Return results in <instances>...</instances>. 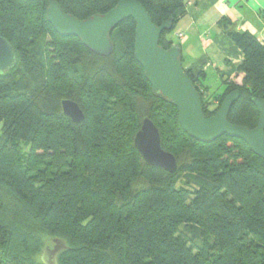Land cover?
<instances>
[{"label":"trees","instance_id":"1","mask_svg":"<svg viewBox=\"0 0 264 264\" xmlns=\"http://www.w3.org/2000/svg\"><path fill=\"white\" fill-rule=\"evenodd\" d=\"M48 1L0 0V36L16 56L0 74V264H42L46 239L65 242L59 264H264V161L240 140L202 143L181 130L176 109L152 94L136 62L132 19L113 31L112 55L100 57L53 30ZM54 1L82 21L121 0ZM135 1L156 26L172 19L173 30L186 14L183 0ZM217 28L244 56L237 67L226 62L223 91L207 95L201 77L183 69L206 118L238 90L228 122L253 129L264 45L226 19ZM168 33L164 49L174 44ZM232 74L243 76L240 85ZM66 100L82 122L64 116ZM144 119L175 157L174 174L135 149ZM179 174L193 176L191 188L177 185Z\"/></svg>","mask_w":264,"mask_h":264},{"label":"water","instance_id":"2","mask_svg":"<svg viewBox=\"0 0 264 264\" xmlns=\"http://www.w3.org/2000/svg\"><path fill=\"white\" fill-rule=\"evenodd\" d=\"M47 4L45 16L53 30L59 36L77 38L88 51L100 57L112 55L113 31L124 20L132 19L135 23L136 62L143 69L152 94L176 109L181 130L202 143L215 141L224 135L240 140L264 161V100L252 99L259 114L257 126L253 129L228 122L230 108L239 98L238 90L230 92L217 112L206 118L201 96L182 67L179 45L172 44L164 49L159 44L161 34L172 30V19L156 26L145 8L135 0H121L108 13L93 15L82 21L63 13L54 0H49ZM15 65L14 49L0 36V74L13 69ZM62 111L74 123H80L84 119L82 111L72 101H63ZM133 145L146 164L162 169L167 174L177 171L175 157L162 149L159 131L149 119L143 120L140 130L134 136ZM52 243V247H46L41 252L42 264H59L60 253L67 249L61 239H53Z\"/></svg>","mask_w":264,"mask_h":264},{"label":"crops","instance_id":"3","mask_svg":"<svg viewBox=\"0 0 264 264\" xmlns=\"http://www.w3.org/2000/svg\"><path fill=\"white\" fill-rule=\"evenodd\" d=\"M186 14L173 28L174 44L182 54V67L199 75L206 94L221 93L226 62L239 66L242 52L217 28L226 19L240 32L264 40V0H183ZM181 34V38L178 37ZM173 41V39H171ZM241 74H232L231 82L240 85ZM214 88H216L214 90Z\"/></svg>","mask_w":264,"mask_h":264},{"label":"rangeland","instance_id":"4","mask_svg":"<svg viewBox=\"0 0 264 264\" xmlns=\"http://www.w3.org/2000/svg\"><path fill=\"white\" fill-rule=\"evenodd\" d=\"M173 30L172 31H170L169 33H168V38L169 39H173V42H176L175 41V38H174V36H173ZM216 88H214V90H215ZM21 147H22V152L24 153V154H27V152H28V146H26V145H21ZM41 169H44L43 167H41ZM192 179H193V176L191 175V174H179L178 175V177H177V185L178 186H180V185H182V184H187V186L188 187H192ZM186 186V185H185ZM186 186V187H187ZM53 246V243H52V239H46L45 241L43 240V246H42V250L44 249V248H46V247H52ZM39 255H40V253H38V255H37V257L39 258Z\"/></svg>","mask_w":264,"mask_h":264},{"label":"built area","instance_id":"5","mask_svg":"<svg viewBox=\"0 0 264 264\" xmlns=\"http://www.w3.org/2000/svg\"><path fill=\"white\" fill-rule=\"evenodd\" d=\"M181 34H178V37L181 38ZM259 41L261 42L262 45H264V40L263 39H259Z\"/></svg>","mask_w":264,"mask_h":264}]
</instances>
